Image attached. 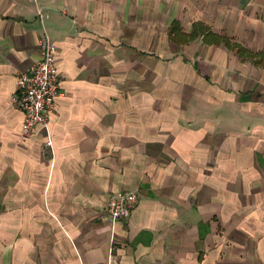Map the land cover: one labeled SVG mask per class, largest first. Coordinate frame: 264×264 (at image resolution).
I'll list each match as a JSON object with an SVG mask.
<instances>
[{
  "label": "crops",
  "instance_id": "crops-1",
  "mask_svg": "<svg viewBox=\"0 0 264 264\" xmlns=\"http://www.w3.org/2000/svg\"><path fill=\"white\" fill-rule=\"evenodd\" d=\"M44 34L52 147L12 101ZM0 264H264V0H0Z\"/></svg>",
  "mask_w": 264,
  "mask_h": 264
},
{
  "label": "built area",
  "instance_id": "built-area-1",
  "mask_svg": "<svg viewBox=\"0 0 264 264\" xmlns=\"http://www.w3.org/2000/svg\"><path fill=\"white\" fill-rule=\"evenodd\" d=\"M42 14H40L41 18ZM39 60L16 77L12 98L24 115L22 137L28 138L37 126L46 129L45 144L52 147L48 124L55 99L61 94L60 73L55 63L56 47L47 34L38 40ZM107 213L112 221L129 218L139 199L135 191H119L109 198Z\"/></svg>",
  "mask_w": 264,
  "mask_h": 264
},
{
  "label": "trees",
  "instance_id": "trees-1",
  "mask_svg": "<svg viewBox=\"0 0 264 264\" xmlns=\"http://www.w3.org/2000/svg\"><path fill=\"white\" fill-rule=\"evenodd\" d=\"M174 25H175L174 23L171 25V29H173V28H174Z\"/></svg>",
  "mask_w": 264,
  "mask_h": 264
}]
</instances>
